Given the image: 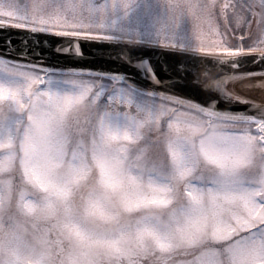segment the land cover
Listing matches in <instances>:
<instances>
[{
  "label": "snow or ice",
  "instance_id": "snow-or-ice-1",
  "mask_svg": "<svg viewBox=\"0 0 264 264\" xmlns=\"http://www.w3.org/2000/svg\"><path fill=\"white\" fill-rule=\"evenodd\" d=\"M0 33V264H264V0H0Z\"/></svg>",
  "mask_w": 264,
  "mask_h": 264
},
{
  "label": "water",
  "instance_id": "water-1",
  "mask_svg": "<svg viewBox=\"0 0 264 264\" xmlns=\"http://www.w3.org/2000/svg\"><path fill=\"white\" fill-rule=\"evenodd\" d=\"M0 35H2V33H0ZM89 47H92L93 48V51H95V48L94 46H90V45H84V48L85 50L87 51ZM91 55V54H89ZM160 58L163 59V53H160ZM56 59H63V58H56ZM79 63H82V64H96V65H103L105 67H110V68H118L120 67L118 64L114 63V62H111V61H104V60H101L99 58L97 59H88V60H83V61H79Z\"/></svg>",
  "mask_w": 264,
  "mask_h": 264
},
{
  "label": "rangeland",
  "instance_id": "rangeland-1",
  "mask_svg": "<svg viewBox=\"0 0 264 264\" xmlns=\"http://www.w3.org/2000/svg\"><path fill=\"white\" fill-rule=\"evenodd\" d=\"M180 31L183 36L190 37L192 40H194V36H191V21L188 17L183 19Z\"/></svg>",
  "mask_w": 264,
  "mask_h": 264
},
{
  "label": "bare ground",
  "instance_id": "bare-ground-1",
  "mask_svg": "<svg viewBox=\"0 0 264 264\" xmlns=\"http://www.w3.org/2000/svg\"><path fill=\"white\" fill-rule=\"evenodd\" d=\"M251 95H252V98H255V97H258L259 93L257 92V93H253Z\"/></svg>",
  "mask_w": 264,
  "mask_h": 264
}]
</instances>
